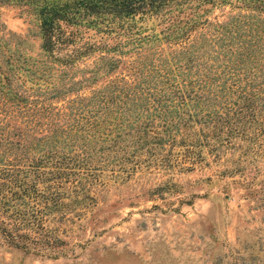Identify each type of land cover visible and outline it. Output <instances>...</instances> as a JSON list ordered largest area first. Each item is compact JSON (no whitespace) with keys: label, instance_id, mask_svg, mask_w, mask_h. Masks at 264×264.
<instances>
[{"label":"rangeland","instance_id":"374dc122","mask_svg":"<svg viewBox=\"0 0 264 264\" xmlns=\"http://www.w3.org/2000/svg\"><path fill=\"white\" fill-rule=\"evenodd\" d=\"M41 3L0 0V60L8 67L9 57L20 70L12 83L37 97L27 123L41 135L36 154L56 129L61 151L84 145L93 161L107 155L109 162L82 177L64 213L45 215L62 239L53 250L26 251L0 236V264H264L260 115L232 118L236 132L247 130L230 140L212 132V113L223 115L227 105L252 100L264 112V0H155L128 14L73 12L57 20L65 41L52 50L42 46ZM23 108H15V127L32 117ZM205 109L215 117L207 127ZM152 129L169 139L154 141ZM202 131L208 142L195 146ZM139 135L149 142L138 144ZM118 145V153L145 161L111 170Z\"/></svg>","mask_w":264,"mask_h":264},{"label":"trees","instance_id":"16d2710c","mask_svg":"<svg viewBox=\"0 0 264 264\" xmlns=\"http://www.w3.org/2000/svg\"><path fill=\"white\" fill-rule=\"evenodd\" d=\"M153 1L155 0H42V3L36 6L42 32V46L52 50L54 46L65 41V38L57 31L59 28L57 20L68 18L73 12L78 15L82 10L84 14L113 11L128 14ZM8 60L9 57L5 58L6 63L9 64L8 67H5L0 60V236L7 244L26 251L50 252L62 239L52 235V230L44 224L45 215L57 210H62L61 212L64 213L74 197L71 193L83 185L82 177L86 178L94 172L96 174L97 169L107 166L109 159L105 155L100 159L102 163L93 161L92 152L84 145L79 148L82 149L80 152L71 153V149L67 152L61 151L58 139L61 136L53 133L56 129L47 135L49 140H45L40 146V150L43 151L36 154L35 149L41 135L33 134L35 127L28 126L27 123L37 114L35 110L37 104L31 106L32 101H36L37 97L28 99L26 90L20 87L23 83H12L16 71L20 70L14 68ZM18 76H20L19 73ZM184 94L181 93L182 98H185ZM250 102L232 107L227 105L223 115L217 112L212 113L216 116L212 132L217 130L216 134L220 139H222L221 133H225L224 139L230 140L231 135L236 132L230 125L232 118L250 121L257 118V115H260L258 121L264 126V112L254 110ZM15 108L19 111L23 108L27 116H32L23 119L26 122L24 127H15L11 124V119L16 112ZM209 114L211 111L205 109L202 115L205 127L208 126L207 120L215 119ZM162 119L163 127L166 118ZM36 122L39 123V119ZM45 129L46 132L49 130V128ZM246 130L241 128V131L237 130L236 133L244 134ZM152 132L155 133L154 141L158 143L167 141L170 136L158 134L153 129ZM263 132L264 129L260 128L254 132V135H261ZM41 134L45 135V133ZM202 135V137L191 139L195 146L202 145L204 140L208 142L207 132L202 131ZM9 142L16 144L17 150L2 147ZM137 142L143 146L149 141L141 139L139 135ZM111 146H115L114 143ZM116 147L111 158V170L115 169L116 165V170L122 173L129 170L128 162L136 160L132 166L134 167L145 161V159H133L131 154H126V150L118 153L122 147L120 145Z\"/></svg>","mask_w":264,"mask_h":264}]
</instances>
